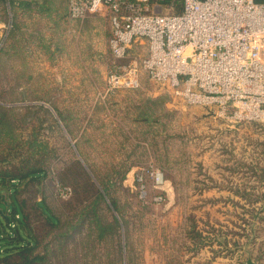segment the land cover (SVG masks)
Wrapping results in <instances>:
<instances>
[{
	"label": "rangeland",
	"instance_id": "rangeland-1",
	"mask_svg": "<svg viewBox=\"0 0 264 264\" xmlns=\"http://www.w3.org/2000/svg\"><path fill=\"white\" fill-rule=\"evenodd\" d=\"M51 1L0 0L1 226L4 198L25 203L36 238L0 264H264V122L143 72L114 85L145 50L116 59L105 11L74 21Z\"/></svg>",
	"mask_w": 264,
	"mask_h": 264
},
{
	"label": "built area",
	"instance_id": "built-area-1",
	"mask_svg": "<svg viewBox=\"0 0 264 264\" xmlns=\"http://www.w3.org/2000/svg\"><path fill=\"white\" fill-rule=\"evenodd\" d=\"M67 5L74 21L106 12L116 59L126 58L132 46L145 50L140 63L132 62L110 76L114 85L137 89L143 72L187 104L235 106V117L264 122V3L68 0ZM8 209L6 217L12 213L9 205Z\"/></svg>",
	"mask_w": 264,
	"mask_h": 264
},
{
	"label": "trees",
	"instance_id": "trees-1",
	"mask_svg": "<svg viewBox=\"0 0 264 264\" xmlns=\"http://www.w3.org/2000/svg\"><path fill=\"white\" fill-rule=\"evenodd\" d=\"M256 1V0H255ZM257 2V1H256ZM259 3V2H257ZM41 171H35V170H30L29 172H27L25 175H17L13 178H10V180H16V181H26L27 179L31 180V181H35V176L36 175H41ZM2 179H4V177H1ZM17 189V188H15ZM14 199V196H13ZM4 202H6L10 209H11V215L10 217H5L3 215V217L5 218V220L8 222V226L10 231L6 232V230H4V228L1 226V219H0V228L2 231V235L0 237V249L1 248H5V254H9V256H7L8 258L13 257V255H17V254H21L23 253V251L29 250L30 245H32L33 243H36V238L33 236L31 230L28 228V224H27V214L25 212V203H20L19 205L15 202V203H11L9 204V201H7L5 198L3 199ZM41 205V206H40ZM40 205H38V207L42 208V212L45 214V216L47 217V221H49L51 224L57 222V218L51 213L50 209L47 208L45 205V203H41ZM17 214H20L23 218L22 219H16L15 216ZM2 218V217H0ZM16 223L17 229L11 232V228L10 227V223ZM20 225V226H19ZM25 248L24 250L22 249L23 247ZM1 257V256H0ZM1 259V258H0ZM8 259H5V261Z\"/></svg>",
	"mask_w": 264,
	"mask_h": 264
},
{
	"label": "crops",
	"instance_id": "crops-1",
	"mask_svg": "<svg viewBox=\"0 0 264 264\" xmlns=\"http://www.w3.org/2000/svg\"><path fill=\"white\" fill-rule=\"evenodd\" d=\"M50 2H52L51 0H49ZM257 2H259V3H264V0H256ZM66 4H67V2H66ZM46 9V8H45ZM3 13V12H2ZM6 13H4V15H5ZM5 16H8V15H5ZM6 24H8L7 23V21H6V18H4V17H2V16H0V26H5Z\"/></svg>",
	"mask_w": 264,
	"mask_h": 264
},
{
	"label": "water",
	"instance_id": "water-1",
	"mask_svg": "<svg viewBox=\"0 0 264 264\" xmlns=\"http://www.w3.org/2000/svg\"><path fill=\"white\" fill-rule=\"evenodd\" d=\"M246 264H253V262L249 259Z\"/></svg>",
	"mask_w": 264,
	"mask_h": 264
}]
</instances>
